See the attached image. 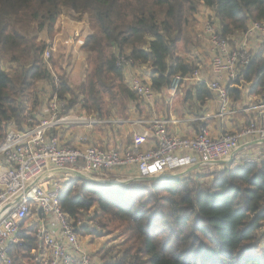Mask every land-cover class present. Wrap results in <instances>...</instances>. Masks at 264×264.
I'll use <instances>...</instances> for the list:
<instances>
[{
  "label": "trees",
  "instance_id": "trees-1",
  "mask_svg": "<svg viewBox=\"0 0 264 264\" xmlns=\"http://www.w3.org/2000/svg\"><path fill=\"white\" fill-rule=\"evenodd\" d=\"M202 8L212 12L206 19L229 42L244 36L251 23H264V0H0V144L8 130L38 123V110L54 97L62 116L76 109L108 120L118 107L125 111L140 98L124 78L128 68L148 67L154 92L170 88L176 76L191 77L197 66L184 55L199 45L194 25ZM65 13L86 19L90 30L82 46L86 74L76 89L66 75L53 72L55 60L43 59ZM263 52L264 45L228 85L233 105L246 86L249 95L264 96ZM121 60L130 65H119ZM212 94L199 82L185 97L203 104ZM59 204L74 226L81 218L86 224L120 223L126 262L264 264V160L233 159L211 173L202 168L124 186L72 178ZM20 238L18 251L26 258L36 238L33 231Z\"/></svg>",
  "mask_w": 264,
  "mask_h": 264
},
{
  "label": "built area",
  "instance_id": "built-area-1",
  "mask_svg": "<svg viewBox=\"0 0 264 264\" xmlns=\"http://www.w3.org/2000/svg\"><path fill=\"white\" fill-rule=\"evenodd\" d=\"M256 33L264 34V23H251L244 37ZM202 34L211 53L212 80L201 79L199 73L195 72L191 77L176 76L169 89L177 92L184 81L192 79L204 82L219 102L220 113L231 115L234 111L230 110L228 86L221 84V81L226 77L229 84L234 82L239 71L249 65L252 55L245 45L232 48L229 41L218 33L212 20L204 21ZM51 51L52 47L44 52L45 62L51 59ZM119 65L129 66L130 62L121 60ZM53 82L58 85L55 75ZM129 85L145 102H151L154 91L150 85L133 76ZM46 107L45 116L37 125L24 131L8 130L0 144V264H14L9 253L13 247L23 246L20 231L31 213L37 215L34 226L38 242L34 251L36 254L32 256L38 261L36 264H97L79 241L78 229L87 225L90 232L101 233L98 225L79 220L74 226L60 208L59 195L64 190L61 187L63 182L60 179H46V175L57 171H74L96 180L98 174L134 167L137 180H141L164 176L173 170L193 165L196 159L205 166L229 163L240 141L252 136H256V144H264V128L256 125H250L238 133H225L215 139L205 128H201L192 138H180L167 133L165 121H155L151 125L156 142L154 150H141L149 139V133L135 136L132 145L123 152L96 146L76 148L61 144L56 136L49 133L58 128L86 129L110 122L72 113L62 116L55 97ZM182 153L189 155H176ZM49 218L57 224L55 231L45 224ZM39 249L43 250L40 254L37 252Z\"/></svg>",
  "mask_w": 264,
  "mask_h": 264
},
{
  "label": "crops",
  "instance_id": "crops-1",
  "mask_svg": "<svg viewBox=\"0 0 264 264\" xmlns=\"http://www.w3.org/2000/svg\"><path fill=\"white\" fill-rule=\"evenodd\" d=\"M67 14V17L60 18L57 21V34L50 44L54 53L57 52L58 54H61L58 57L57 66L56 69H53V72L58 75H66L70 88L76 89L83 82L86 73V54L82 51V46L84 45L86 38L89 36L90 30L88 21L86 19L77 20L74 19L71 14ZM209 16H212V12L204 8H202V10L196 14L194 31L196 33H199V35H197V37L200 39V41H198L199 45L197 47L191 48V51L188 53V55H184L189 61H194L197 66L196 72L199 73L201 79L206 80H212V76L210 74L211 53L208 47V43L202 34V28L204 21ZM229 44L232 48H239L242 45H245L246 50L253 57L255 53H257L264 45V34L256 33L248 38L241 36V38L239 39H231ZM150 75L151 71L149 70V68L146 66H142L135 67V69H126L124 78L126 82L129 83L132 76L138 77L144 84L150 85ZM198 83L199 82L196 81V79H192L189 81H184L181 84L179 91L177 92H172L169 88L162 89V91L160 92H154V96L149 103L145 102L141 97L137 101L129 102L126 104L127 107L125 110V117L123 119L125 122H123V126H117L116 120L119 117L115 116V112V114H112V116L107 120L110 123L100 128H103L110 133L112 129L118 132L119 137L113 139V141L110 139V143L112 141L114 145L115 142V146L117 147H115V150L120 152H123L132 145L133 135L137 136L144 133H149V139L141 147V150L147 152L149 150L156 149V142L151 126L155 121H165L167 123V133L180 138H192L198 134L201 128H205L207 129L209 135L215 139L221 137L225 133L239 132L242 129L248 127L252 123L251 121L257 122L258 124H260V128H264V100L259 103V96L255 97L249 95V87L246 86L244 87V89H242V101L243 103H245L247 101L252 102L253 100H256L254 101L252 106H249L248 108H246V110L232 109V111H234L233 114L222 115L220 113L219 102L215 98L214 94H212V97L210 99H206L203 104L202 101L196 102L193 99L186 100L185 95L190 92L193 95L194 88ZM221 84H223L224 86L229 85L226 77H223ZM262 97L264 96H260V98ZM44 100L45 98L43 99V101ZM47 104L48 102L46 103V101H44V104L38 110L39 122L45 116V113L47 111ZM232 104L233 102L230 101V110ZM233 107L234 106H232V108ZM247 111H252V118H250L249 115H246ZM238 113H241L243 115H241L240 117H238L239 115L234 116ZM76 129H78L76 131L77 134L74 133L73 135L71 131L66 128L54 129L53 133L50 132L49 135L51 134L52 136H56L59 140H61V144L63 145L76 148L92 146V144L89 143L92 141V139L84 134L83 128ZM74 135H79L80 137L78 136L79 138H77V136L74 137ZM83 137H85L86 141L82 139ZM93 137L95 138V142L97 144L101 142V137H98L96 135H93L92 138ZM256 139V136H252L240 141V145L233 157L235 164H239L245 161H261L262 158L264 160V144H256ZM176 155L187 156L189 154L182 153ZM232 160L229 163H231ZM229 163L205 166L201 164L198 159H196V162L193 163V165L181 167L177 170H173L169 174H171V177H176L177 175L185 176V174L200 170L202 168L203 173H211L221 168V166ZM68 172L70 171L53 172L50 175H46L45 178L60 179L62 182L65 181L67 184L72 178H74ZM112 173H115L116 178L120 180L118 183H129L137 180V171L134 167L115 169L112 171ZM108 182L110 183L111 181H107V183ZM32 214L36 220L37 215L35 216L34 213ZM45 224L48 229L55 231L56 224L52 218L46 219ZM22 231H32V229H30V226L27 227V225H24L20 233H22ZM78 235L81 238L80 232L78 233ZM83 246L86 248L84 244ZM11 250L9 254L12 258ZM89 253H91V251ZM91 255H95V253H91ZM37 256L39 257V255ZM26 258H32V256H30L29 254V256H27ZM26 258L23 257L22 259ZM96 259H94V261L96 260L95 262L97 264L109 263L108 256H106L105 258L97 257ZM12 260L14 263L13 258ZM36 262L38 263V261Z\"/></svg>",
  "mask_w": 264,
  "mask_h": 264
},
{
  "label": "rangeland",
  "instance_id": "rangeland-1",
  "mask_svg": "<svg viewBox=\"0 0 264 264\" xmlns=\"http://www.w3.org/2000/svg\"><path fill=\"white\" fill-rule=\"evenodd\" d=\"M66 15H68V14L65 13L61 18L67 17ZM51 43H52V41L49 44H51ZM51 52H52L51 58L57 62L58 57L61 54H58L57 52L54 53L53 51H51ZM179 89H178V91H179ZM259 100H260L259 101V103H260L261 101H263V98L259 97ZM230 101H232L231 98H230ZM254 101H256V100H253L252 102H248L247 101L245 103H243V101H241V102L236 103L234 105L232 104L231 105V109H233V110L234 109L246 110V108H248L249 106H252ZM232 106H234V107L232 108ZM239 110H237V111H239ZM71 113L72 114H77L76 113V109L73 110ZM251 113H252V111H247L246 115H249L250 118H252L251 117ZM236 115H239L238 117H240L243 114L238 113V114H235L234 116H236ZM115 116L119 117L116 120L117 121V126H121V125L123 126L124 125L123 122H125L123 120L124 117H125V111L123 110V108L120 109L118 107L116 109ZM251 122L252 123L250 125H254V126L257 125L258 127H260V124H258L257 122H254V121H251ZM38 123L34 124L33 126L37 125ZM125 124H127V123H125ZM100 127H104V126H98V127L83 129L84 134H86L89 138L92 139V141L89 142V143L92 144V146H96V147H101V148H105V149L106 148L115 149V147H116L115 146V142H114V145H113L112 141H113V139L119 137L118 132L112 129L111 133H110V132H108V131L104 130L103 128H100ZM76 128L77 127H73V128L69 127L68 129H69V131H71V133L73 135L74 133L77 134L76 131L78 129H76ZM236 133H238V132H236ZM93 135L101 137L102 138L100 140L101 142H99L97 144L95 142V138L94 137L92 138ZM76 136H77V138H79L81 136V134H80V136L79 135H74V137H76ZM135 136L136 135H133L132 141H133ZM82 139L84 141H86L85 137H83ZM110 139L112 140L111 143H110ZM59 141L61 143V140H59ZM95 177H97L99 180H101L103 182H107V181H111V180L114 181V182H119L120 181L119 179L116 178L115 173H112V172H110V173H101V174L96 175ZM65 185H66V182L63 181V183H61L62 189L65 188ZM128 185H129V183H128ZM93 211H94V209L91 210L90 217L87 218L88 220H90L92 218V216H93L92 212ZM81 220H83V219L81 218ZM88 220H86V221H88ZM92 220H93V224H96V223L98 224V227H99L98 229H100L101 234L100 235L99 234H95L94 231H93V233H91L89 231V229L79 230L80 235H81V238L79 237V241H81L86 246V248L88 247L87 248L88 250L86 249L88 252L91 251V253H95V255H91L93 260L96 259L97 257L105 258L106 256H108L110 258L109 259V264H119V262H122V260H123V264H136L131 259H128V261L126 262V258H125V250H126V248H125V246H127V245L125 244V239L126 238L122 235V226H121V224L120 223H115V224L112 225L111 223H109V225H107L106 223H100V222H99L100 223L99 224L98 221H96V219H92ZM35 221H36L35 217H33L32 213H31L27 217V219L25 221V225H27V227H29L28 225L30 223V225H31L30 229H32L33 232L35 231L34 235L36 236V227L34 226ZM55 224H56V222H55ZM104 224H106L107 227H104V229H103L102 227H103ZM82 226L86 227V225H82ZM56 227H57V224H56ZM36 242H38L37 239H36ZM21 248H17V249H13L12 250V252H13L12 257L14 259V263L15 264H36L37 260L35 258L22 259L24 256L21 253H19V251H18V249H21ZM34 251H36V249L31 251L30 256H33V255L36 254V252H34ZM37 252H38V254H40L41 252H43V250L39 249Z\"/></svg>",
  "mask_w": 264,
  "mask_h": 264
},
{
  "label": "water",
  "instance_id": "water-1",
  "mask_svg": "<svg viewBox=\"0 0 264 264\" xmlns=\"http://www.w3.org/2000/svg\"><path fill=\"white\" fill-rule=\"evenodd\" d=\"M235 154V152H234ZM234 154L232 155V158L231 160L233 159L234 157ZM224 163H228V162H218L216 165H220V164H224ZM57 172H62V171H57ZM72 177L74 178H81V179H86V180H91L93 181L92 179H88L86 177H84L83 175H80L79 173H76L74 171H70L68 172ZM167 177H171V176H159V177H152V178H146V179H143V180H152V181H158V180H162L163 178H167ZM107 183V182H105ZM128 182H124V183H118V182H108L107 184H111V185H115V186H124V185H127Z\"/></svg>",
  "mask_w": 264,
  "mask_h": 264
}]
</instances>
